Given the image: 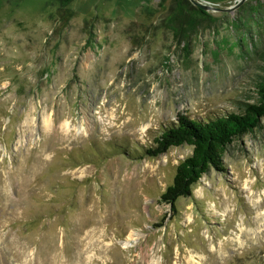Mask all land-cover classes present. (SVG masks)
Here are the masks:
<instances>
[{"label": "rangeland", "instance_id": "374dc122", "mask_svg": "<svg viewBox=\"0 0 264 264\" xmlns=\"http://www.w3.org/2000/svg\"><path fill=\"white\" fill-rule=\"evenodd\" d=\"M199 1L183 38L179 0H0V264H264V118L173 209L192 147L132 158L255 101L264 0Z\"/></svg>", "mask_w": 264, "mask_h": 264}, {"label": "trees", "instance_id": "16d2710c", "mask_svg": "<svg viewBox=\"0 0 264 264\" xmlns=\"http://www.w3.org/2000/svg\"><path fill=\"white\" fill-rule=\"evenodd\" d=\"M179 1L185 4L186 10L181 6L174 8L175 12L170 19H167V23L176 37L180 34L183 38L189 37L196 33V20L201 19V13L204 12L186 0ZM180 2H178L179 5ZM59 16L64 23L68 21L71 14L62 7L59 8ZM189 53L190 51L187 50L186 54L189 55ZM254 92L255 101L242 103L239 112H229L223 116L207 119H195L180 114L175 122L164 127L153 138L150 145L139 146L136 149L132 158L143 159L156 158L166 153L171 147L181 145L192 147V153L177 164L171 184L160 195L162 203L170 205L173 209L179 197L191 196L193 185L210 169L222 170L223 155L235 139L261 127V120L264 118V76L256 81ZM120 149L128 154L124 147H115V151Z\"/></svg>", "mask_w": 264, "mask_h": 264}, {"label": "water", "instance_id": "95a60500", "mask_svg": "<svg viewBox=\"0 0 264 264\" xmlns=\"http://www.w3.org/2000/svg\"><path fill=\"white\" fill-rule=\"evenodd\" d=\"M243 1H245V0H240V2H243ZM189 2L193 6L198 7L200 9H202V10H207V9L212 8L211 6H208V5H205V4L201 3L199 0H189ZM221 10H229V8L228 9H221Z\"/></svg>", "mask_w": 264, "mask_h": 264}, {"label": "bare ground", "instance_id": "6f19581e", "mask_svg": "<svg viewBox=\"0 0 264 264\" xmlns=\"http://www.w3.org/2000/svg\"><path fill=\"white\" fill-rule=\"evenodd\" d=\"M43 121H44V125L48 127L49 124H50V123H49V119H48V120H47V119H44ZM135 236H136V237L133 236V238H132L133 240H137L138 237H139L138 234H135ZM125 246H127L126 243H125ZM190 258H191V260L193 259V257H190ZM194 262H195V261H194Z\"/></svg>", "mask_w": 264, "mask_h": 264}]
</instances>
